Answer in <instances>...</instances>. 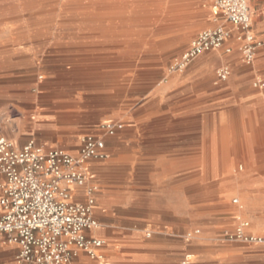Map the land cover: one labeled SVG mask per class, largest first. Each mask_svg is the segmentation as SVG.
<instances>
[{"label":"rangeland","instance_id":"obj_1","mask_svg":"<svg viewBox=\"0 0 264 264\" xmlns=\"http://www.w3.org/2000/svg\"><path fill=\"white\" fill-rule=\"evenodd\" d=\"M67 1L0 0V135L21 147L31 140L42 146L39 135L47 131L69 132V145L75 151L46 149L76 155L79 139L97 134L106 123L121 124L119 133L124 134L141 127L178 128L180 116H187L189 128L198 126L206 133L221 130L227 123L219 116L233 108L229 101L205 98L190 107L174 99L165 87L169 76L180 70L190 41L221 24L214 21L211 0H119L116 34L106 29L93 32L92 23L74 20L70 9L61 13ZM249 3L252 32L261 40L262 2ZM239 61L245 66L241 56ZM263 65L264 47H260L248 68L255 72L251 85L262 101ZM217 70L213 83L220 90L228 79L219 81ZM254 117L259 120L245 127L264 128L260 114ZM260 148L262 152L253 153L262 168H249L246 152H227L226 162L221 152H189L188 168L180 170L173 162L157 163L162 152L141 156L136 147H124L121 158L130 166L125 175L129 197L132 201L135 190L142 188L145 212L122 220L125 239L133 244L118 247L116 256L132 264L140 258L152 264H249V254L240 248L264 245L232 241L226 234H233L244 222L249 224L247 230H253L254 220H264V147ZM194 159L200 160V167H193ZM155 192L160 198L151 200ZM242 196L244 205L238 200ZM154 203L169 207V214L151 216L148 210ZM151 241L171 250L139 249L134 243Z\"/></svg>","mask_w":264,"mask_h":264},{"label":"crops","instance_id":"obj_2","mask_svg":"<svg viewBox=\"0 0 264 264\" xmlns=\"http://www.w3.org/2000/svg\"><path fill=\"white\" fill-rule=\"evenodd\" d=\"M261 2L262 9H264V0H261ZM225 27L230 31L231 36L224 42L222 47L199 56L183 70L171 74L165 81V87L168 93L173 95L174 99L190 107L200 105L205 98H223L229 101L228 103L233 108L229 112H222L219 120L223 124L224 122L232 121L237 127L233 130L221 129L206 133L204 129L202 130L198 126L189 128L187 126V116H180L177 119L180 121V127L178 128L157 130L141 127L125 134L122 133L123 131L121 133L118 132L115 137L110 139L106 138V159L103 161L89 160L83 168L86 173L85 185L83 187L74 186L69 190L70 200L82 203L86 201V190L90 187L94 188L92 193L94 199L93 216L98 222V227L89 230L86 235L89 238L101 240L104 244L101 249L97 250V258H89L83 251H78L76 258L73 259V264H132L126 261L125 258L116 256L118 247H132L133 244V241L125 239L122 220L131 216V214L139 216L142 212H145L142 205L145 199L144 193L141 192L142 188L135 190L136 192L132 194L133 199L131 201L129 197L131 193L129 187L126 186L129 182H127V176L125 175L126 170L130 169V166L125 164V160L121 158V155L124 147L129 146V144L136 147L138 150L137 154L141 156L162 152L164 156L157 163L173 162L174 167L178 166L180 170L188 168L189 152H221L222 155L220 157L225 162L229 160L227 152L241 154L247 152L251 154L249 158L245 159L249 164L248 167L262 168L259 165L261 160L256 158V154L263 151L260 147H264V141L258 140V138L264 137V128L253 125L254 127L250 129V126L248 128L245 126L252 121L259 120L258 117H254L257 112L262 117V121H264L263 97H261L259 91L255 92L251 85V79H253L255 73L253 68L249 69L247 65L240 64V44L235 40L234 29L228 24H225ZM255 31H257V28ZM259 35L264 36V32ZM220 67H226L229 70V76L224 86H221V89L218 90L216 89L217 84L213 83V78L214 72ZM147 119L149 121L150 118L148 117ZM193 119L196 123L199 121L197 116ZM69 134V132L47 131L39 135L42 137L38 139V143L43 148L60 147L75 151V148L69 145ZM251 138H255L256 142L251 143ZM199 161L198 159L191 160V162L195 163L193 165L194 168L200 167ZM162 184H165V181ZM155 193L152 195L151 200L160 198L159 194ZM148 211L151 216L164 218L166 214H169L170 209L166 205L162 206L154 203ZM157 222L161 223V220ZM252 224L255 229H246L245 232L254 236H264V220H254ZM232 226H234V222H232ZM134 243L136 244L135 247L139 249L160 247L165 252L171 250L164 243L156 244L152 241ZM240 249L245 254H249L247 260L249 264H264V247L247 246ZM17 252L18 248L16 246L4 245L2 240H0L1 264L11 262ZM135 263L152 264L148 259L143 258L138 259ZM160 264L170 263L164 261Z\"/></svg>","mask_w":264,"mask_h":264},{"label":"built area","instance_id":"obj_3","mask_svg":"<svg viewBox=\"0 0 264 264\" xmlns=\"http://www.w3.org/2000/svg\"><path fill=\"white\" fill-rule=\"evenodd\" d=\"M213 29L199 32L182 54L179 69L199 56L218 50L231 33L240 44L242 62L252 65L264 38L256 40L252 32L251 9L248 0H211ZM219 81L229 76L226 67L216 72ZM122 130L121 124L106 123L97 134L79 139L76 155L64 149H46L34 141L16 147L0 135V240L18 248L15 258L3 264H73L78 251L97 258L104 242L89 238L86 232L98 227L94 219V188L85 193V202H72L71 187H83L86 181L84 165L89 160L103 161L106 138ZM247 223H241L229 240L245 244L264 245V238L247 234ZM1 264V263H0Z\"/></svg>","mask_w":264,"mask_h":264},{"label":"bare ground","instance_id":"obj_4","mask_svg":"<svg viewBox=\"0 0 264 264\" xmlns=\"http://www.w3.org/2000/svg\"><path fill=\"white\" fill-rule=\"evenodd\" d=\"M70 9L72 12L75 14L71 16L74 20H79V21H88L91 24V30L93 32L97 33H102L103 29H106L108 32H112L116 34L115 30L118 25V20L117 16L121 12V5L119 0H70L65 3V8H61L60 12L62 13L63 10ZM86 12L90 16H83V17H88L87 19H83L81 17H78V13H84ZM212 13V10H211ZM112 30V31H111ZM261 122V121H260ZM237 127L234 122L228 121L221 129L228 130V129H234ZM250 129L253 128V125L249 127ZM110 139V138H109ZM255 138H251V143L256 142ZM261 139V141H264L263 138H258V140ZM250 143V142H249ZM222 155V154H221ZM251 156L250 153L244 154V158L247 159ZM227 167V166H226ZM227 169V168H226ZM226 169H224L226 171ZM229 194V191L227 192ZM246 196V195H245ZM245 196L239 197V203L244 205L245 202ZM237 200V202H238ZM236 208V207H235ZM233 209L236 211V213L241 214V211H239L237 208ZM249 225V224H248ZM255 229V226H254ZM253 229V230H254ZM249 230V229H248ZM252 230V228L250 229ZM144 246V245H143ZM150 247V246H149ZM152 250V249H151ZM145 251V250H144ZM149 251V250H147ZM150 253V252H148Z\"/></svg>","mask_w":264,"mask_h":264}]
</instances>
